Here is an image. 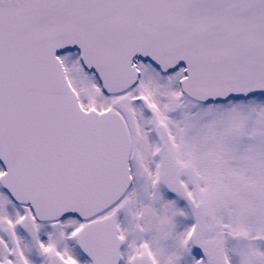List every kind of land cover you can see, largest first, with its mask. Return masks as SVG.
Returning a JSON list of instances; mask_svg holds the SVG:
<instances>
[{
	"label": "snow or ice",
	"instance_id": "6c2138e0",
	"mask_svg": "<svg viewBox=\"0 0 264 264\" xmlns=\"http://www.w3.org/2000/svg\"><path fill=\"white\" fill-rule=\"evenodd\" d=\"M0 264H264V0H0Z\"/></svg>",
	"mask_w": 264,
	"mask_h": 264
}]
</instances>
